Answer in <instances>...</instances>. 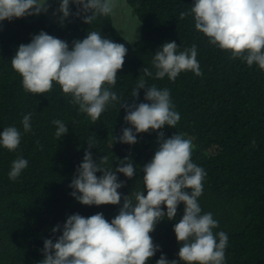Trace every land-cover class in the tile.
I'll return each mask as SVG.
<instances>
[{
  "label": "trees",
  "instance_id": "16d2710c",
  "mask_svg": "<svg viewBox=\"0 0 264 264\" xmlns=\"http://www.w3.org/2000/svg\"><path fill=\"white\" fill-rule=\"evenodd\" d=\"M124 1L142 24L140 38L133 44L116 28L112 13L97 16L90 25L75 15L61 23V14H51L58 8V0L50 1L47 13L0 24V131L15 126L22 134L15 151L0 147V264H39L44 258V239L62 234H53L52 229L71 214L88 217L103 213L109 221L118 214L120 205H84L70 194L69 185L88 149L87 142L95 144L91 148L94 160L105 156L113 166L126 156L133 160V178L117 174L125 182L118 189L122 205L124 195L144 187L142 169L159 146L158 132L165 138L179 134L191 141L192 162L206 173L199 204L218 221L214 231L228 236L225 264H264V71L231 58L230 52L210 44L208 37L195 29L193 16L188 14L194 0ZM70 7L73 13L77 11L78 6ZM41 30L70 46L88 31L125 44L128 52L111 90L121 102H147L144 89L139 90L138 99L130 96L137 81L144 78L147 86L169 89L180 120L174 127L165 125L138 133L137 143L129 145L114 141L122 128L130 127L119 103L109 105L97 121H92L58 83L53 82L44 94L26 92L11 59L20 44L29 43ZM166 41H175L178 51L195 45L201 75L184 71L175 81L167 76L154 78L153 55ZM144 67L153 76H145ZM28 113L31 130L24 132L22 118ZM57 119L68 127L63 137L55 135L52 121ZM18 157L25 158L28 166L13 181L8 172ZM162 207L166 211V206ZM183 212L182 202L174 220H161L150 233L160 250L148 264H155L161 253L169 260H179L181 245L173 225Z\"/></svg>",
  "mask_w": 264,
  "mask_h": 264
},
{
  "label": "clouds",
  "instance_id": "9594fccd",
  "mask_svg": "<svg viewBox=\"0 0 264 264\" xmlns=\"http://www.w3.org/2000/svg\"><path fill=\"white\" fill-rule=\"evenodd\" d=\"M58 4L53 14H61V23L75 15L90 25L97 16L111 14L116 0H58ZM70 5L78 6L75 13ZM49 7V0H0V24L47 13ZM188 14L193 16L195 29L208 37L210 44L230 52L231 58H240L248 66L255 64L264 71V0H194ZM178 46L175 41H166L158 48L152 60L154 78L167 76L175 81L184 71L201 75L196 46L183 51H178ZM127 52L125 44L96 31H88L70 46L66 40L41 30L32 35L29 43L18 46L11 65L21 75L26 92L44 94L53 82L58 83L92 121H97L109 105L119 103L126 112L123 119L130 127L122 128V134L115 136L114 141L133 145L138 133L159 130L165 125L174 127L180 114L174 108L169 89L147 86L144 78L137 81L130 96L138 99L139 90L144 89L147 102L120 101L111 88ZM142 71L145 76H153L147 67ZM52 123L57 137L68 132L61 120ZM22 126L24 132L31 130V113L23 116ZM21 135L17 127H5L0 131V147L15 151ZM157 139L159 146L142 169L143 189L124 195L122 205L118 189L125 182L117 174L133 178V160L126 156L115 166L105 156L94 160L91 148L95 144L87 142L88 149L69 185L70 194L84 205H120L118 214L110 221L103 213L88 217L79 213L69 215L63 224L52 229L53 234H62L44 239V258L39 264H148L160 250L150 233L161 220H174L182 202L183 216L173 225L181 245L179 260H169L161 253L155 264H225L228 236L214 231L218 221L211 212H203L199 204L206 173L192 162L191 141L179 134L165 138L163 132H158ZM27 166L23 157L13 160L9 179L16 180ZM98 172L102 174L97 176Z\"/></svg>",
  "mask_w": 264,
  "mask_h": 264
},
{
  "label": "rangeland",
  "instance_id": "374dc122",
  "mask_svg": "<svg viewBox=\"0 0 264 264\" xmlns=\"http://www.w3.org/2000/svg\"><path fill=\"white\" fill-rule=\"evenodd\" d=\"M112 18L116 28L130 43L133 44L140 38L141 21L132 9L126 6L124 0H116Z\"/></svg>",
  "mask_w": 264,
  "mask_h": 264
}]
</instances>
